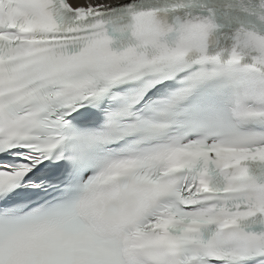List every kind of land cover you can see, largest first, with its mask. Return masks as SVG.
<instances>
[{"label": "snow or ice", "instance_id": "snow-or-ice-1", "mask_svg": "<svg viewBox=\"0 0 264 264\" xmlns=\"http://www.w3.org/2000/svg\"><path fill=\"white\" fill-rule=\"evenodd\" d=\"M0 264H264V0H0Z\"/></svg>", "mask_w": 264, "mask_h": 264}]
</instances>
